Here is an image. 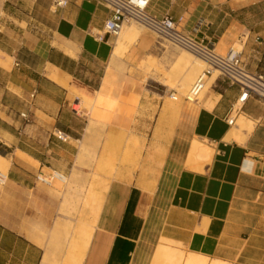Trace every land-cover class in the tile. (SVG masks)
Here are the masks:
<instances>
[{
  "label": "crops",
  "instance_id": "1",
  "mask_svg": "<svg viewBox=\"0 0 264 264\" xmlns=\"http://www.w3.org/2000/svg\"><path fill=\"white\" fill-rule=\"evenodd\" d=\"M145 12L171 17L178 31L220 56L237 46L245 69L264 78V0H150ZM108 15L94 0H68L64 8L52 0H0V168L7 176L0 186V264H133L150 226L157 244L232 264L224 245L232 203L242 183L264 180V102L249 98L238 106L239 88L222 78L202 101H186L174 88L177 59L164 56L152 32L136 26V42L112 57L117 38L105 35ZM148 57L164 69L145 87L140 65ZM109 64L115 73L137 70L155 111L147 136L136 138L134 165L116 168L98 210L86 206L75 217L74 196L86 201L97 181L75 165L90 118L73 107L81 97L101 96L105 104L94 123L108 132ZM241 118L249 131L238 132ZM234 132L239 137L228 139ZM194 142L210 152L195 166ZM53 172L72 180L67 194L56 186L65 184L36 181ZM57 222L77 229L50 241Z\"/></svg>",
  "mask_w": 264,
  "mask_h": 264
},
{
  "label": "rangeland",
  "instance_id": "2",
  "mask_svg": "<svg viewBox=\"0 0 264 264\" xmlns=\"http://www.w3.org/2000/svg\"><path fill=\"white\" fill-rule=\"evenodd\" d=\"M136 26L138 27V24L129 22L123 27V30L128 27L136 28ZM157 42V46L161 47L165 57L177 59V62L171 67L178 78L177 81H179L178 87L174 86V88L182 97H186L192 84L205 70L206 66L185 50L164 40H157ZM233 48L239 51L237 46ZM146 60L147 62H145ZM146 60L143 62L145 64L140 65L141 75H144L145 79V87L148 85L147 80L154 78L153 74H160L164 69L163 66L152 61L150 57ZM181 60H188L194 67L186 66ZM113 77L108 78V96H112L111 99L108 98L110 111V115H108V132L104 130L105 126L103 124L94 123L95 118L100 117L98 108L105 104V99L101 96L97 97L95 101L81 97L82 104L73 107L78 112L85 109L90 118L89 126L83 135L80 156L75 165L78 168L85 167L89 173V178L92 181H97L93 187L94 191L89 194L91 195L90 200L89 195L86 201L83 194L74 196L73 214L75 217H82L86 206L98 210L107 181L114 175L116 168L122 164L134 165L133 160L135 158H132V156L135 155L138 149L136 138L147 136L155 111L156 104L147 99L143 93V82L141 84L136 82L137 70L125 71L119 68L118 73H114ZM211 78L213 82L214 79L218 78V73L213 72ZM212 82L209 79L207 80L206 87L200 93L198 101H202L209 92ZM133 95L138 96V99H130L128 101L131 103H128L126 98ZM106 144H108L107 157L105 156ZM0 172L6 173L3 168H0ZM65 178V185L56 186L57 188H65L67 194L72 186V180L66 176ZM65 214L70 215V212ZM72 228L77 229L69 223L57 222L50 233V241L68 239ZM144 237L140 241L139 250L134 256L133 264H166L164 259V263H161L160 259L162 258L157 256V250L160 246H167L173 252H182L185 257L187 255L178 246L167 244L165 241L162 242L163 240H160V244H157L158 231L155 226L146 228ZM52 244L53 242H50V245ZM55 244L62 245L60 241L55 242ZM224 245L225 251L230 252L232 255V264H264V180L250 178L241 184L240 190L232 203L229 233L225 238ZM154 257H158V261ZM153 259H156V261L153 262Z\"/></svg>",
  "mask_w": 264,
  "mask_h": 264
},
{
  "label": "built area",
  "instance_id": "3",
  "mask_svg": "<svg viewBox=\"0 0 264 264\" xmlns=\"http://www.w3.org/2000/svg\"><path fill=\"white\" fill-rule=\"evenodd\" d=\"M98 4L107 8L109 15L104 22L105 35L117 37L122 28L129 22H134L142 28L152 32L157 40H164L176 46L200 60L205 66V70L196 78L188 91L185 100L197 102L205 84L211 78L213 72L218 73V78H222L229 86H237L240 96L238 103L244 104L249 98H255L264 102V78L250 74L240 60V52L231 48L225 56H220L214 52L212 46L202 41H198L189 35L176 29L174 20L165 16L156 19L149 16L146 6L150 0H94ZM68 0H52L54 8H64ZM26 120V114L19 115ZM228 126L233 124V118L226 121ZM38 183L50 185L52 181L65 184L66 178L57 172H53L49 177L41 175L36 177ZM7 182L6 174L0 172V186Z\"/></svg>",
  "mask_w": 264,
  "mask_h": 264
},
{
  "label": "bare ground",
  "instance_id": "4",
  "mask_svg": "<svg viewBox=\"0 0 264 264\" xmlns=\"http://www.w3.org/2000/svg\"><path fill=\"white\" fill-rule=\"evenodd\" d=\"M137 36H138V29L128 27V28L123 30V28H122L121 32L118 34V37L116 39L114 49L112 51V57L119 58L120 56H122V54L127 50V48L133 42H136L135 39ZM145 62H147V60ZM143 64H145V63H143ZM115 71H116V69L113 67V65L109 64L105 77L106 78L107 77L108 78L113 77ZM212 78L209 81L212 82ZM52 79L56 80V77L52 76ZM113 79H114V77H113ZM109 81H111V80H109ZM86 100H88V99H86ZM238 105H241V103H238ZM238 125H239V127H238L239 131L238 132H240L243 129L248 130V121H246L245 119L241 118L239 120ZM237 137H239V133L234 132V133H230L228 139H235ZM209 157H210V152L204 146H202L201 144H199L197 142H194L191 145L190 153H189V160H191V162H193L192 163L193 166H195V164H196L195 162H207L209 160ZM162 242H164V241H162ZM71 255H70V257H71ZM184 255L182 252L181 253L173 252L172 249H170L167 246H162V247L160 246V248L157 250V256L162 258V259H160L161 263H164V261H163V259H164L166 264H223L220 261H214V260L209 261L206 257L201 256V255L188 254V253H187L186 257ZM158 257H154V258L157 259ZM156 259H153V262L156 261ZM157 261H158V259H157Z\"/></svg>",
  "mask_w": 264,
  "mask_h": 264
},
{
  "label": "trees",
  "instance_id": "5",
  "mask_svg": "<svg viewBox=\"0 0 264 264\" xmlns=\"http://www.w3.org/2000/svg\"><path fill=\"white\" fill-rule=\"evenodd\" d=\"M0 154H1V152H0Z\"/></svg>",
  "mask_w": 264,
  "mask_h": 264
}]
</instances>
